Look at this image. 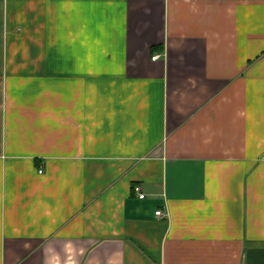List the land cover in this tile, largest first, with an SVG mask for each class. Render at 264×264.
<instances>
[{
  "label": "crops",
  "instance_id": "0c3cea01",
  "mask_svg": "<svg viewBox=\"0 0 264 264\" xmlns=\"http://www.w3.org/2000/svg\"><path fill=\"white\" fill-rule=\"evenodd\" d=\"M0 264H264V0H0Z\"/></svg>",
  "mask_w": 264,
  "mask_h": 264
},
{
  "label": "built area",
  "instance_id": "2783aa9c",
  "mask_svg": "<svg viewBox=\"0 0 264 264\" xmlns=\"http://www.w3.org/2000/svg\"><path fill=\"white\" fill-rule=\"evenodd\" d=\"M157 55L153 56V59H156ZM134 192L138 195L139 198H145L146 194L143 192L142 187L139 184L134 185ZM156 214H161V210L156 211Z\"/></svg>",
  "mask_w": 264,
  "mask_h": 264
}]
</instances>
